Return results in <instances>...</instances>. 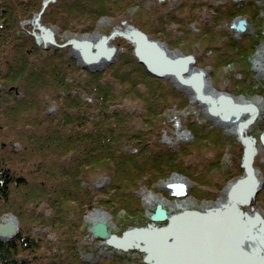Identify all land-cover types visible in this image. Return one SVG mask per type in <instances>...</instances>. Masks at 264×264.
I'll list each match as a JSON object with an SVG mask.
<instances>
[{
  "label": "rangeland",
  "instance_id": "374dc122",
  "mask_svg": "<svg viewBox=\"0 0 264 264\" xmlns=\"http://www.w3.org/2000/svg\"><path fill=\"white\" fill-rule=\"evenodd\" d=\"M44 1L0 0V23H3L2 28H5L4 31H1L2 40H0V51H5L3 47L4 43L6 45L10 44L12 40L15 41V32H18L20 35L28 36L27 39L31 40L29 41L30 43H27L28 47L25 46V48H22V51L25 50L30 54L29 60L35 63L36 67L43 65L45 55L49 54L53 55L56 60L62 61L65 65V60L71 59L75 66L82 70L102 73L106 67L112 66L118 56L127 57V55L121 53L126 52L125 48L129 44L131 46L133 45L122 36L114 37L107 42V45L114 46V44L117 45L119 43L120 45H117V47L120 49L116 51L111 61L107 62L101 58L100 60H104L103 65L100 64V66L96 67L94 64H90L87 65L86 68H89L87 70L84 64L81 63L82 61L79 60V51L74 50L71 45H65V43L70 39L85 40L86 38L91 39L95 43L101 37L109 36L110 32H113L116 28L122 32L126 28L145 29L149 31L148 34H145L151 40L159 41L167 46L172 55H192L195 58L194 69H202L206 73L205 91L207 94L228 95L236 103L244 101L245 103L254 104L258 108V117L246 129L245 136L255 138L256 140L257 154L253 161V167L256 170V176L260 181V186L255 205L258 206V210H261L264 216V95H262L264 94V70L262 69L264 67L259 65V58L264 59V0L247 1L251 6L253 5L251 9L256 11V18H250L249 12L241 14L244 11H241V13L236 11L232 16L220 13L225 10L226 4L233 2L239 4L241 0H131V3L129 5L126 3V7L124 8L122 5L123 0H119V3L115 0L114 2L112 0H66L62 5H59L55 1L48 2L43 8ZM220 6V12L218 11L216 13L213 11L212 8H219ZM8 7L10 9H7L6 13H4L3 11ZM98 9H100V12L97 11ZM217 15L218 23H216L217 20L215 19ZM38 16L41 26L51 29V27L56 28L60 25L59 27L62 28L61 32L58 30L59 28L56 29L55 43L43 41L39 43L41 31L34 24V19ZM242 19L245 20L247 29L243 32H237L232 26ZM209 21H212L213 24ZM205 22L210 24L208 30H205L203 27ZM86 24H90L91 26ZM83 25L85 27L81 30V26ZM115 25L117 27H114V30H112ZM6 28H8L7 31ZM229 42L237 47L230 48ZM33 45H36L38 48L33 49ZM132 53L130 52V54ZM132 66V63L128 62L122 67V70H128L129 72L133 68ZM69 71H72V69H67V72ZM132 72L129 77L133 81L132 77L135 79V74H132ZM73 74L78 75V72H73ZM102 78L104 81L110 80L114 83L116 82L113 81L115 76H110V73L106 75L102 73ZM243 79H246V82L242 81ZM159 80H161L160 85L165 88L164 94L165 92L171 93L168 88L173 93L166 95L168 96L166 98L168 103L163 108H160L161 112L159 111L157 113L156 120L153 123L154 126H152L155 127V132L151 131L146 134L147 139H150L148 142L151 145L150 152L154 148H156L155 152H158L157 145L171 149L176 154L174 158L170 157L172 162L180 161V166L172 165L171 169L169 168V171L167 170L168 175L154 177L152 178V182L145 181L143 184L132 186L129 192H133L134 194H128V199L130 200L127 206L128 208L125 207L123 209L124 193L127 191H118L114 195L110 189L107 195L112 201L107 205L93 203V207L90 209H83L80 212L77 210L73 211L72 215L74 219L82 222L78 232L81 229L84 230L83 241L80 236L78 240L85 245V249L80 250V255L85 261L95 262L100 257L108 260L112 255L121 256L125 252L127 259L124 260L123 264H145L143 263V253H136L133 250L120 251L108 246L105 240L92 236L91 228L102 222L107 226L111 234L120 236L125 230L133 227H144L151 223L150 215L154 212L158 204H162L163 209L171 215L184 210L203 211L210 207H216L225 200V193L229 186L243 176L244 170L241 166L243 144L239 140L236 132L237 125L233 124L234 130L233 127H226L223 124L224 121L218 116L210 115L207 106L195 100V94L192 89L182 86L171 78H159ZM4 81L6 79L0 81V87L1 85L2 87L5 85L6 88H10H7V91L12 89L15 93H20L18 88L13 85L14 83L11 84L9 81ZM151 84H153V87L156 85V82L152 81ZM125 85L122 83L121 86L125 88ZM114 86H117V88L120 87L118 82ZM145 86L151 89L146 84H138L137 89L144 90ZM261 87L263 89L262 91L258 89ZM76 88L78 87H75L70 92L74 94ZM175 93L185 98L187 102L185 100L183 101L182 98H177ZM5 94H8L9 98ZM2 95L0 96L1 102L5 106L12 100V92L7 93L5 90ZM80 95L82 101H92L89 95L86 96L82 93ZM21 96V94H18L19 99ZM166 100L163 99L162 101L166 102ZM44 102L47 105V114L55 116L56 114L54 113H57V109L60 106L59 102L54 98L51 99V93L50 97L46 100L44 99ZM122 106L134 114L133 120L137 121L139 126L142 125L143 128H146L144 127L146 124L145 121L138 119L139 117L137 116L143 109L144 104L142 102L123 100ZM1 118L2 113H0ZM242 118H248V114H243ZM46 120L48 124H52L48 126L47 133L53 134L51 137L54 143L57 141L55 134L60 133V128L63 129L62 134H69L71 126L61 127L57 118L52 119L46 117ZM210 127L214 129L211 131ZM199 128H202L203 134H199L196 131ZM218 134H222L224 136L222 138L228 141V144L224 146V150H221V156H217V150L214 148L216 147L215 144L207 143L212 136ZM182 135H184V139H180ZM11 138V136L5 137L0 132L1 162L11 168H15L14 164L23 165L25 163L29 168H23L21 165V170H18L17 174L20 177H25L28 182H33L37 177V180L39 179V174L34 171L32 172L35 168L32 165L34 162L31 159L38 158L40 163L52 165L51 158H53L56 164L58 156L53 155L49 159L39 158L38 155L27 156L25 162H20V158L12 151L21 149L22 143L20 141L13 142ZM200 141L206 142L205 144L208 149L206 147L200 151L195 150V144L200 143ZM11 144H14V147ZM149 145L142 150L143 152L140 153L139 160L148 157L147 149ZM36 148L33 152H37ZM181 148H189L186 149L187 154L181 151ZM53 149L52 152H55ZM136 150L137 147L131 144H128L125 148L127 153H135ZM195 152H198V154ZM58 155H62V152H58ZM164 155L162 153L159 156L161 163L165 160ZM134 160L137 161L136 159ZM182 160L186 164L187 161L190 162V167H187V170L181 169L183 167ZM208 160H216L215 162H217L210 170L208 165H205ZM160 166L163 167L164 165L161 164ZM205 167L206 170L203 171ZM104 171L106 170L101 171L100 169L92 172L90 175L89 189L96 191L109 182V177L105 175ZM202 171L204 173L208 171V174L204 176L207 183H202V180H200ZM174 179L182 180L177 183H183L185 185L187 192L185 196L175 197L171 195L172 191L166 185L172 184L170 182H173L172 180ZM201 192L205 193L201 194ZM14 194H16V191ZM96 196L103 197V194L97 191ZM20 200L22 201L23 198ZM115 200L117 207L114 210V206L116 205ZM66 202L76 209L74 202L68 201L61 202L63 208L67 205ZM28 205L24 204V208L27 207L28 212L33 210V213L38 218H42L38 215L39 213H42L46 218L53 217L55 213V210L50 208L46 200L40 201L38 204L30 202ZM30 216H32V213L27 214V212H24L23 215L19 214L18 216L12 213H3L0 216V222L11 221L16 225L17 235L15 238L21 233L24 237L30 238L34 236L38 239L40 237L44 238L45 246L48 244L52 245L56 242V238L61 231H58L56 227L54 228L52 222L49 223L46 221L40 224L41 221L39 219L30 218ZM165 224V221L156 223L158 226ZM63 228L64 226L61 227V229ZM43 250L44 257H49L50 252ZM27 254L28 251L25 255L27 256Z\"/></svg>",
  "mask_w": 264,
  "mask_h": 264
},
{
  "label": "trees",
  "instance_id": "16d2710c",
  "mask_svg": "<svg viewBox=\"0 0 264 264\" xmlns=\"http://www.w3.org/2000/svg\"><path fill=\"white\" fill-rule=\"evenodd\" d=\"M247 1L250 0H241L239 4L234 2L226 4L225 10L222 12H220L221 6L212 9L216 13L219 11L227 16L234 15L236 11L240 13L244 11L241 14L249 12L250 18H256V11L251 9L253 5L251 6ZM7 9H10V7L3 12L6 13ZM97 11L100 12V9ZM217 18L218 15L215 18L216 23H218ZM209 22L212 23V21ZM203 25L205 30L210 28V24L206 22ZM2 27L3 23H0V40H2L1 31L5 29ZM142 30L147 34L149 33L145 29ZM27 37L15 32V41L12 40L10 44L6 45L4 43L5 51H0V81L6 79L4 82L14 83L13 85L20 91V93H15L12 89L7 91V88H10H6L5 85L0 87V96L5 90L7 93L12 92V100L5 106H3L0 97V113H2L0 132L5 137L11 136L13 142L20 141L22 143L21 149L12 151L20 158V162H25L27 156L34 155L45 159L51 158V155L58 156V160L55 164L53 158H51L52 165H46L40 163L38 158L31 159L35 168L32 172L39 174V181L37 177L33 182H28L25 177H20L17 174V171L21 170L22 164H14L15 168H11L3 164L0 157V216L3 213H12L15 216L23 215L24 212H27V214L32 213L30 218L39 219L40 224L46 221L52 222L54 228L56 227L61 232L58 234L56 242L46 246L44 245V238L24 237L21 233L12 241L0 240V264H123L124 260L127 259L125 252L121 256L112 255L108 260L101 257L95 262L83 260L80 250L85 249V245L80 243L78 238L80 236L83 241L84 230L81 229L78 232L82 222L74 219L72 213L75 210L80 212L83 209H90L93 207V203L107 205L112 201L107 195L110 189L114 195L118 191H127L124 193L123 209L128 208L127 206L130 203L128 194H134L129 192L132 186L143 184L145 181L152 182L154 177L168 175L167 173L172 165L180 166V161L172 162L171 158H174L176 154L171 149L157 145L158 152H155L156 148L150 152L151 145L148 143L150 139H147L146 135L151 131L155 132L156 129L152 126H154L153 123L156 120L157 113H159L160 108L168 103L166 100L168 96L166 95L173 93V91L168 88L171 93L165 92L164 94L165 88L160 85L161 80L146 74L137 58L132 55L133 53L130 54V52H133V46L130 44L128 47H124L126 52L121 53L127 55L128 58L118 56L112 66L106 67L102 72L104 75L110 73V76H115L113 81L118 82L120 85L117 88V86H114V82L104 81L102 73L82 70L76 67L71 59H66L65 65L62 61L56 60L53 55L47 54L45 60H43V65L36 67V64L29 60L30 54L25 50L22 51V48L28 47L27 43L31 41ZM229 44L230 48H234V44L231 42ZM117 45L120 44L117 43ZM33 46V49L38 48L36 45ZM128 62L133 65L129 72L128 70H122V67ZM67 69H72V71L67 72ZM120 70L122 71L119 72ZM76 71L78 75L73 74ZM130 71L135 74V79L132 77L133 81L129 77ZM152 81L156 82L153 87ZM242 81L246 82V79ZM122 83L126 84L125 88L121 86ZM138 84H146L151 89L146 86L144 87L145 91L137 89ZM75 87L78 88L72 94L70 91ZM258 89L263 90L262 87ZM50 93L51 99L54 98L60 105L57 113H54L55 116L47 114V105L44 102V99L50 97ZM80 93L86 96L89 95L92 101H82ZM18 94L22 95L20 99ZM175 94L177 98L186 101L178 93ZM5 96L9 98L8 94H5ZM163 99L166 102L162 101ZM123 100L140 101L144 104L141 113L139 112L137 116L138 119L145 121L144 127L146 128H143L142 125L139 126L138 122L133 120L134 114L122 106ZM46 117L57 118L61 127L71 126L69 134H62L63 129L60 128V133L55 134L57 141L54 143L51 137L53 134L47 133L48 126L52 124H48ZM212 129L214 128L210 127L211 131ZM196 131L203 134L202 128ZM222 137H224L222 134L214 135L207 142L208 144H215L216 147L214 148L217 150V156H221V150H224V146L228 144L227 139ZM205 143L203 141L196 143L194 149L200 151L206 148ZM128 144L137 147L135 153L125 151ZM147 145H149L147 149L148 157L143 158L141 156L143 159L139 160L140 153ZM11 146L14 147V144H11ZM35 148L37 152H33ZM52 149L55 152H52ZM186 149L189 148H181V151L187 154ZM58 152H62V155H58ZM162 153L165 154V160L161 163L159 156ZM195 153L198 154V152ZM215 161H206L205 165H208L209 170L217 164ZM160 163L164 166H160ZM181 163L183 165L181 169L187 170V167H190L188 161L187 164L183 160ZM22 167L28 166L24 163ZM100 169L101 171H107H104V173L109 177V182L96 191L89 189L90 175ZM205 170L206 167L203 171ZM203 171L200 174V180H202V183H207L204 176L208 174V171L205 173ZM15 191L16 194H14ZM97 191L102 192L103 197H97ZM204 193L201 192V194ZM19 197L23 200L21 201ZM43 200H46L50 208L55 210L53 217L51 216L52 218H46L42 213L38 214L42 218H38L33 210L28 212L27 207L24 208V204L29 206L30 202L38 204ZM62 201L74 202L76 209L72 205H68L67 202V205L63 208ZM114 202L116 204L114 206L115 210L117 203L116 200ZM37 226L39 225L37 224ZM62 226H64L63 229H61ZM42 250L49 251L50 256L44 257L45 254ZM133 251L140 253L137 250Z\"/></svg>",
  "mask_w": 264,
  "mask_h": 264
},
{
  "label": "water",
  "instance_id": "95a60500",
  "mask_svg": "<svg viewBox=\"0 0 264 264\" xmlns=\"http://www.w3.org/2000/svg\"><path fill=\"white\" fill-rule=\"evenodd\" d=\"M49 1L52 0H45L43 2V8ZM245 23V20L242 19L232 27L236 31L243 32L245 30ZM34 24L41 31L39 43L41 41L55 43L52 32L39 24V16L34 19ZM33 36L35 35L33 34ZM116 36H122L133 45L134 56L150 77L174 79L182 86L192 89L195 94V100L201 104H206L210 115L218 116L225 123L237 125L236 131L239 140L243 144L241 166L244 173L242 177L229 186L226 191V199L216 207H210L203 211L184 210L171 215L158 204L150 215L151 223L144 227H133L117 236L111 234L107 226L100 222L91 228L92 236L105 240L108 246L120 251L137 250L143 253V262L145 264H157L154 253L148 244L147 239L149 236L158 234L168 235L176 223L188 217L204 219L214 216L221 218L228 214V212H232L239 221L248 224L247 231L242 234L243 237L239 240L238 251L244 255L252 254L254 248L250 246V249L246 250L244 245L246 242L250 245L249 242L264 241V219L257 212H254L251 216L248 212L243 211V208H247L248 206H251L253 209L252 206L255 203L260 186L256 170L253 167V161L257 154L256 140L255 138L245 136V130L258 117V108L252 103H236L228 95L206 94L204 88L206 73L202 69H194L195 58L192 55H172L167 46L159 41L151 40L144 32L135 28H126L123 32L116 29L109 36H103L95 43L83 39H70L65 45H71L74 50L79 51L85 63L84 67L87 69V65L97 63L101 58L107 62L111 61L118 48L116 46H108L107 42ZM224 104H227L231 109L225 112L223 110ZM243 114H248V118L242 119ZM166 186L171 189L172 196L183 197L187 194L183 183H178L177 186L181 187L182 191L176 190V185L168 184ZM242 189L244 191L241 197H235L237 192ZM164 221L167 224L162 226L156 225L157 222ZM253 226H255V230ZM16 235L17 227L13 222H0L1 241H12ZM261 257L264 259V255Z\"/></svg>",
  "mask_w": 264,
  "mask_h": 264
},
{
  "label": "bare ground",
  "instance_id": "6f19581e",
  "mask_svg": "<svg viewBox=\"0 0 264 264\" xmlns=\"http://www.w3.org/2000/svg\"><path fill=\"white\" fill-rule=\"evenodd\" d=\"M246 29L247 25L245 24L244 31ZM85 40L92 41L88 38ZM78 56L81 63L85 64L81 55ZM103 63L104 60H100L98 63H94V66L97 67ZM259 63L264 67V59L261 57ZM262 69L264 70V68ZM242 103L245 102L242 101ZM223 107L225 112L231 109L227 104H224ZM223 124L226 127L234 128L233 123L224 122ZM183 137L184 135L180 139H184ZM172 181L170 183L176 185V190H183L181 187H177V182L182 180L174 179ZM243 191L244 189L238 191L235 197H241ZM225 195L227 196L226 193ZM160 205L162 206V204ZM247 229L246 222L239 221L232 212H228L221 218L214 216L204 219L188 217L176 223L168 235H152L147 240L157 264H264V259L261 257L264 255L263 240L249 242L250 245L245 243L246 250H249L250 246L254 248V252L250 255H244L238 251L239 240ZM253 229L255 230V226Z\"/></svg>",
  "mask_w": 264,
  "mask_h": 264
},
{
  "label": "flooded vegetation",
  "instance_id": "af4514ba",
  "mask_svg": "<svg viewBox=\"0 0 264 264\" xmlns=\"http://www.w3.org/2000/svg\"><path fill=\"white\" fill-rule=\"evenodd\" d=\"M58 2V4L59 5H62L66 0H52V1H49V2ZM68 1V0H67ZM116 2H118L119 0H115ZM160 1H163V0H160ZM112 2H114V0H112ZM119 3V2H118ZM130 4L131 3V0H123V3H122V5H123V8L124 7H126L125 6V4ZM125 10V9H124ZM87 25V24H86ZM89 26H90V24H88ZM60 25H58L56 28H54V27H51V29H49L51 32H52V34H53V36H54V38H55V35H56V33H57V31H56V29L57 28H59L58 30L61 32V27H59ZM82 28H81V30L82 29H84V27H85V25H83V26H81ZM114 27H117V25H115V26H113V29L112 30H114ZM45 28V27H44ZM117 29V28H116ZM115 29V30H116ZM135 29H138V30H140V31H142V32H144L142 29H140V28H135ZM119 30V29H118ZM121 31V30H120ZM111 33V32H110ZM145 33V32H144ZM116 44H114V46H115ZM116 47H117V45H116ZM118 48V47H117ZM118 49H120V48H118ZM255 203H256V200H255ZM255 203H254V205L252 206L253 207V209L251 208V206H248L247 208H243V211H245V212H248L251 216L253 215V213L254 212H257V214L260 216V217H262L263 219H264V216L262 215V212H261V210H258V206L257 205H255ZM260 209V208H259ZM166 224H167V222H166Z\"/></svg>",
  "mask_w": 264,
  "mask_h": 264
}]
</instances>
